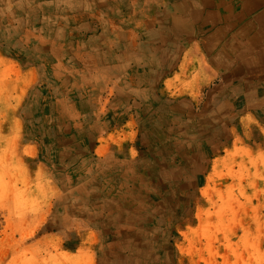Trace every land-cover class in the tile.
<instances>
[{
	"label": "rangeland",
	"instance_id": "obj_1",
	"mask_svg": "<svg viewBox=\"0 0 264 264\" xmlns=\"http://www.w3.org/2000/svg\"><path fill=\"white\" fill-rule=\"evenodd\" d=\"M174 1L0 0V264H264V65Z\"/></svg>",
	"mask_w": 264,
	"mask_h": 264
},
{
	"label": "crops",
	"instance_id": "obj_2",
	"mask_svg": "<svg viewBox=\"0 0 264 264\" xmlns=\"http://www.w3.org/2000/svg\"><path fill=\"white\" fill-rule=\"evenodd\" d=\"M74 1L88 3V5H85L86 7L89 6L90 2L93 7L97 8L101 20L108 17V14L110 13L114 16L119 14L118 6L123 2V0H50L52 4L66 3L67 9L71 10V12L74 10ZM204 1L205 0H193L194 6L190 7L188 5L189 0H176L173 2V7H176L174 11L176 10V12H166L164 20L172 19L175 22L184 23L188 27L190 25V15L202 18L204 13ZM110 2H113L114 5H110ZM246 5L248 7L251 6V4L247 3L238 4L236 3V0H214V7L216 10L222 8L223 10L227 9V13L223 17L225 21H228L226 26V39L229 40L230 45L223 50L225 53H228V57H234L237 52H245L247 51L246 49L250 48L254 54H248V57H244V59L236 58L238 62H234L237 65H241V67L257 66L261 68V66L264 65V57L261 56L262 52H264V47L261 46V44H264V8L261 7L264 6V4L257 5L253 8L252 6L249 7L250 9H253L252 11L248 10ZM236 8H239V10L234 11ZM256 10L258 11L257 13ZM91 11L92 9L88 7L87 13H90ZM214 16L218 17V11L214 12ZM70 18L73 19V16H70ZM216 31L218 33H223L224 28H222L221 25H217ZM257 53L259 54L258 56L256 55ZM237 57H239V55H237ZM217 72V69L214 67V73Z\"/></svg>",
	"mask_w": 264,
	"mask_h": 264
},
{
	"label": "bare ground",
	"instance_id": "obj_3",
	"mask_svg": "<svg viewBox=\"0 0 264 264\" xmlns=\"http://www.w3.org/2000/svg\"><path fill=\"white\" fill-rule=\"evenodd\" d=\"M193 7V6H192Z\"/></svg>",
	"mask_w": 264,
	"mask_h": 264
}]
</instances>
